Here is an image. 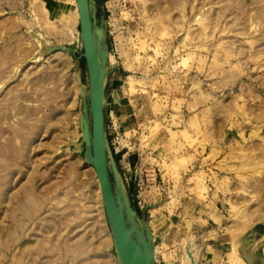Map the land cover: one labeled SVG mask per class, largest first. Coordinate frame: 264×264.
<instances>
[{"label": "rangeland", "instance_id": "obj_1", "mask_svg": "<svg viewBox=\"0 0 264 264\" xmlns=\"http://www.w3.org/2000/svg\"><path fill=\"white\" fill-rule=\"evenodd\" d=\"M91 2L110 165L155 207L158 263L264 264V0ZM79 25L76 0H0V264H119L82 144Z\"/></svg>", "mask_w": 264, "mask_h": 264}, {"label": "water", "instance_id": "obj_2", "mask_svg": "<svg viewBox=\"0 0 264 264\" xmlns=\"http://www.w3.org/2000/svg\"><path fill=\"white\" fill-rule=\"evenodd\" d=\"M79 13L83 54L89 83V112L81 117L82 144L85 161L92 167L98 179L102 203L114 237L119 264H157L156 241L150 226L151 204L138 209L131 206L130 196L115 164L110 165L106 134V77L108 75L109 50L103 31L95 27L91 0H76ZM50 51H73L66 47L50 48ZM141 214L142 218H140ZM264 236V233L261 234ZM190 264H198L194 252L187 249ZM255 249L246 263L253 264Z\"/></svg>", "mask_w": 264, "mask_h": 264}, {"label": "crops", "instance_id": "obj_3", "mask_svg": "<svg viewBox=\"0 0 264 264\" xmlns=\"http://www.w3.org/2000/svg\"><path fill=\"white\" fill-rule=\"evenodd\" d=\"M168 142H169L168 134L165 131L164 132H161L158 135H156L155 138H154V140L152 141V150L153 149L155 150L154 154L152 153V155L155 157V160L157 162L162 161V159L166 155V150H167V147H168ZM162 178H163V176H162ZM161 184L163 185L162 188H164L165 181L162 180ZM154 236L156 237V235H154ZM156 250H157V246H156ZM156 261H157V254H156ZM157 264H159L158 261H157Z\"/></svg>", "mask_w": 264, "mask_h": 264}, {"label": "built area", "instance_id": "obj_4", "mask_svg": "<svg viewBox=\"0 0 264 264\" xmlns=\"http://www.w3.org/2000/svg\"><path fill=\"white\" fill-rule=\"evenodd\" d=\"M156 170L153 168H149L148 170H146V173L148 174L149 177H147V180H143L142 176H140L139 179V187L142 188V186L145 185V183H149V184H155L156 183ZM140 174H143V171H140Z\"/></svg>", "mask_w": 264, "mask_h": 264}, {"label": "bare ground", "instance_id": "obj_5", "mask_svg": "<svg viewBox=\"0 0 264 264\" xmlns=\"http://www.w3.org/2000/svg\"><path fill=\"white\" fill-rule=\"evenodd\" d=\"M80 34H81V32H80ZM82 136H83V134H82ZM92 168V167H91ZM98 180V179H97ZM99 183V182H98ZM99 188H100V185H99ZM100 193H101V190H100ZM112 237H113V235H112ZM113 240H114V237H113ZM248 264V263H247Z\"/></svg>", "mask_w": 264, "mask_h": 264}]
</instances>
